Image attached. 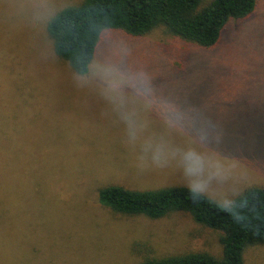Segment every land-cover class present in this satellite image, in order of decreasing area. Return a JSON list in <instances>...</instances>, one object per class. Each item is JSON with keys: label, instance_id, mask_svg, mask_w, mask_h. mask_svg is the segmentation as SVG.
Listing matches in <instances>:
<instances>
[{"label": "rangeland", "instance_id": "obj_1", "mask_svg": "<svg viewBox=\"0 0 264 264\" xmlns=\"http://www.w3.org/2000/svg\"><path fill=\"white\" fill-rule=\"evenodd\" d=\"M84 1L0 0V264L220 257V233L188 213L124 217L98 192L187 186L230 204L264 187V0L213 50L106 31L79 76L48 24ZM245 260L264 264V245Z\"/></svg>", "mask_w": 264, "mask_h": 264}, {"label": "trees", "instance_id": "obj_2", "mask_svg": "<svg viewBox=\"0 0 264 264\" xmlns=\"http://www.w3.org/2000/svg\"><path fill=\"white\" fill-rule=\"evenodd\" d=\"M258 7L259 0H85L58 12L49 21L48 34L57 57L84 76L106 31H121L136 39L164 29L185 43L213 50L230 23L252 19ZM98 199L124 217L160 220L188 213L195 223L220 233V257L191 252L140 264H245L246 251L264 245V187H250L230 204L187 186L139 191L109 185L99 190Z\"/></svg>", "mask_w": 264, "mask_h": 264}]
</instances>
